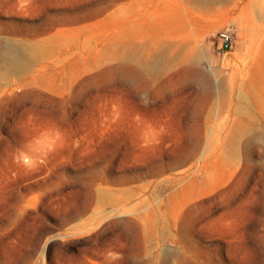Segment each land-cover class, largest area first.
Instances as JSON below:
<instances>
[{
	"label": "rangeland",
	"instance_id": "obj_1",
	"mask_svg": "<svg viewBox=\"0 0 264 264\" xmlns=\"http://www.w3.org/2000/svg\"><path fill=\"white\" fill-rule=\"evenodd\" d=\"M0 264H264V0H0Z\"/></svg>",
	"mask_w": 264,
	"mask_h": 264
},
{
	"label": "built area",
	"instance_id": "obj_2",
	"mask_svg": "<svg viewBox=\"0 0 264 264\" xmlns=\"http://www.w3.org/2000/svg\"><path fill=\"white\" fill-rule=\"evenodd\" d=\"M219 48L224 53H227L232 50V35L230 31H222L219 33Z\"/></svg>",
	"mask_w": 264,
	"mask_h": 264
},
{
	"label": "bare ground",
	"instance_id": "obj_3",
	"mask_svg": "<svg viewBox=\"0 0 264 264\" xmlns=\"http://www.w3.org/2000/svg\"><path fill=\"white\" fill-rule=\"evenodd\" d=\"M219 1H223V0H219Z\"/></svg>",
	"mask_w": 264,
	"mask_h": 264
}]
</instances>
